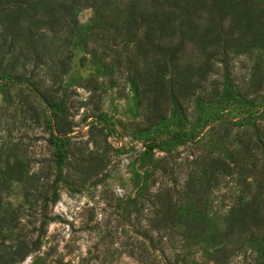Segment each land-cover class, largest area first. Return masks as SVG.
Masks as SVG:
<instances>
[{"label": "trees", "instance_id": "trees-1", "mask_svg": "<svg viewBox=\"0 0 264 264\" xmlns=\"http://www.w3.org/2000/svg\"><path fill=\"white\" fill-rule=\"evenodd\" d=\"M82 4L92 8L94 21L80 43L103 66L126 67L143 106L142 129L154 131L149 146L180 141L197 146L195 168L182 189L166 187L156 194L150 227L164 242L176 231L204 241L216 264L247 252L254 264H264V70L256 62L241 84L231 64L235 54L264 48V0H0V85L23 89L18 103L25 119L44 124L57 138L70 129L69 105L41 88L48 86L41 85L34 68L51 62L54 76L68 71L69 44L78 26L75 9ZM216 70L217 78L212 77ZM80 82L98 108L94 76ZM233 94V102L217 100ZM4 96L15 101L8 89ZM187 100L194 104L190 128L185 127ZM215 101L220 108H214ZM168 111L180 126L166 136L157 131L169 123ZM205 126L222 131L204 139ZM23 149L19 139L0 145V224L15 225L18 214L3 193L12 182L36 175L21 157ZM228 178L237 193L226 211H213L210 194ZM180 197L187 207L180 206ZM147 237L143 260L158 264L151 258L153 238ZM39 245V238L1 242L0 264H16ZM61 262L52 258L42 264Z\"/></svg>", "mask_w": 264, "mask_h": 264}, {"label": "rangeland", "instance_id": "rangeland-1", "mask_svg": "<svg viewBox=\"0 0 264 264\" xmlns=\"http://www.w3.org/2000/svg\"><path fill=\"white\" fill-rule=\"evenodd\" d=\"M75 17L78 26L69 44L68 71L54 76L51 62L34 68L41 85L48 86L41 88L61 99L65 107L69 105L66 137H55L44 124L30 125L18 103L24 90L14 84L0 85V145L19 139L24 148L20 155L36 174L29 182H12L3 193L18 214L15 225L0 224V243L39 238V247L16 264H42L52 258H62L61 264H154L143 260L149 251L145 241L149 235L155 244L151 258L158 264H216L204 241L187 240L176 231L164 242L150 227L156 194L166 187L180 191L193 172L196 144L180 141L149 146L148 137L154 131L142 129L143 106L126 67L103 66L80 43V36L94 21V11L82 4L76 7ZM256 62L264 70V48L233 55L237 81L242 84ZM218 71L212 77H219ZM90 75L95 78L98 108L89 99L90 89L80 82ZM4 89L12 94L13 103L4 96ZM234 99L233 94L217 100H224L223 105ZM187 102L185 127L190 128L194 104ZM218 105L213 103L215 109ZM229 112L237 111L233 107ZM168 119L157 131L166 136L179 132L180 126L173 111H168ZM203 130L204 139L222 131L216 126ZM235 193L232 179L221 181L210 194L212 210L226 211ZM179 202L183 208L188 206L183 197ZM226 264L254 261L247 252L236 254Z\"/></svg>", "mask_w": 264, "mask_h": 264}]
</instances>
